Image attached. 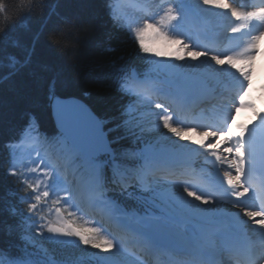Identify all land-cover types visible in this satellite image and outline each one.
Here are the masks:
<instances>
[{
    "label": "snow or ice",
    "instance_id": "1",
    "mask_svg": "<svg viewBox=\"0 0 264 264\" xmlns=\"http://www.w3.org/2000/svg\"><path fill=\"white\" fill-rule=\"evenodd\" d=\"M185 4L186 0H175L167 9L158 24L162 32L167 34L172 22L190 21ZM106 5L111 10L109 0ZM54 14L62 18L58 11ZM50 20L51 16L44 21L22 59L12 52L4 55L7 45L0 40L6 45L0 47V69H9L0 75V84L25 68L46 80V100L55 122L53 134L40 133L36 116L25 111L19 126L0 144L6 153L0 156V169L14 182L0 194V264H68L50 258L41 247L45 243L81 247L97 258L96 264H150L148 255L155 252L179 255L176 264H264V224L259 223L264 218L253 215L264 208L256 204L251 210L235 211L237 201L230 214H225L214 197L197 191L191 182L174 183L156 174L175 165L174 153L183 146L181 138L172 135L171 125L180 123L181 111L193 99L209 91L200 76L178 70L185 63L197 64L201 57L156 49H149L155 53L149 55L137 45L140 57L154 68L169 69V79L160 81L148 72H126L117 62L122 57L113 56L116 49L109 46L105 70L95 77V83L122 102L117 116H108L86 102L91 90L66 95L61 70L35 59L40 33ZM11 47L23 45L16 39ZM185 47L193 45L189 42ZM153 97H163L164 102ZM246 128L235 149L243 158L245 174L257 150L264 153V115ZM26 133L33 134L39 146L21 158L12 145L19 144ZM37 190L48 197L63 196L60 203L66 210L46 225L32 203L33 197L39 199ZM85 197L88 205L102 207L122 231L131 234L134 245L143 251L136 254L135 247L128 251L102 219L86 213Z\"/></svg>",
    "mask_w": 264,
    "mask_h": 264
},
{
    "label": "trees",
    "instance_id": "2",
    "mask_svg": "<svg viewBox=\"0 0 264 264\" xmlns=\"http://www.w3.org/2000/svg\"><path fill=\"white\" fill-rule=\"evenodd\" d=\"M54 10L62 18H57ZM49 16L51 20L40 33L35 59L61 70V79L67 83V87L62 89L66 95L79 96L82 91L89 89L93 94L86 102L91 107L105 115L117 116L122 101L117 99L114 92L98 87L95 83V77L105 70L108 61L106 49L109 46L115 47L116 52L112 55L122 57L117 62L124 65L126 72L134 69L141 75L145 72L154 75V70L151 64L140 57L137 52L139 44L123 28L120 17L109 9L106 0H0V40L7 45L4 55L12 52L22 59L33 37L40 32ZM53 34L59 35L64 43L54 44L50 39ZM16 39L23 47H11L12 40ZM6 45L0 44V47ZM139 48L148 52L141 45ZM148 54L154 55L152 52ZM7 71V67L0 69V75ZM46 92V80L30 75L28 68L21 69L17 75L0 84V144L19 126L21 114L25 111L33 113L43 128L52 127ZM41 113H44L46 121L41 119ZM4 155L6 153L0 147V156ZM2 163L6 168L7 163ZM13 183L0 169V194L11 188ZM20 194H24L23 189H20ZM32 203L37 205V217L45 225L48 221H54L61 210H66L56 197H33ZM44 245L48 256L58 260L66 261L68 257L88 253L72 244Z\"/></svg>",
    "mask_w": 264,
    "mask_h": 264
},
{
    "label": "bare ground",
    "instance_id": "3",
    "mask_svg": "<svg viewBox=\"0 0 264 264\" xmlns=\"http://www.w3.org/2000/svg\"><path fill=\"white\" fill-rule=\"evenodd\" d=\"M147 1L148 0H136L137 5L140 6H135V8H126V11L124 13L128 19L129 17L131 18V21L129 23L130 32L133 33V35H135L139 39L147 36L149 34L148 32L149 31L152 32L153 29V27L150 28L149 25L147 26L144 24H147V22L149 21H153L154 17L152 16V12L156 10L157 7L155 5L156 1L150 0L151 6L146 5ZM187 1L191 5V7L195 11H197L198 14L201 16L202 18L201 20L203 21L204 25L207 27L208 30L216 29L217 33L222 29L223 30L225 29V31L230 30L229 34L231 35V37L235 36L233 38H237V37L242 38L243 43L238 48L232 49L228 47V45H226L222 47L225 50L224 52H226L230 56H243L242 58H246V59L251 57V59L253 60L255 57L258 56V52H257L258 41L264 37V9H260V8L257 9L254 8L255 7L254 5H251L250 7H248L247 10L246 8H243V6L247 7L245 3H238V4L235 3L234 5L232 3L231 5H228L227 3H224L222 0H186V2ZM235 6H239L238 9ZM145 17L148 18L147 19L148 21L144 20ZM139 25L140 27L142 25L144 27L141 29L138 27ZM160 38L161 36L159 38L156 37V42H158V45L156 43L155 44L159 46V48L163 52L164 51L166 52V50L172 48V46L169 45V42L167 40L165 41L163 37L161 39ZM187 51L189 52L188 55L200 56L201 57L200 62H202V60L206 58L202 54H199L195 51L190 52L189 49H187ZM175 54L177 56L180 55V53H175ZM184 54L185 53H183V55ZM200 62H198V65L200 64ZM223 65L224 67L221 68V70L224 71L222 72L223 77L217 80L216 82L210 84V89L212 88V86H214L215 83H217L219 89L225 88L227 90L230 87H237L241 83V81L245 82L244 80H248L250 78L256 77L257 75L256 64L255 63L253 64V62L250 61H247L246 64L244 63L243 66L234 67L232 71H229V67H227L228 65L227 61L224 60ZM181 69H183L182 73L184 74H187L188 71L194 70V68L193 69L181 68ZM246 73H248V76L244 75ZM211 74H209V72L203 71L197 73L196 75L204 76L205 80H209V82H211L210 79L212 80L213 77V75ZM216 77L218 76L214 75L215 80ZM207 135H209L208 139L213 137V134H207ZM235 187H241V186H237V185L234 186L230 184L229 181H227L224 183L223 189L226 191H232V189H235ZM245 195L249 196L248 194ZM253 206L254 204H252L251 202L241 204L242 208L247 207L250 210L253 208ZM254 213L255 212H253V215H255ZM98 217L101 218V216Z\"/></svg>",
    "mask_w": 264,
    "mask_h": 264
},
{
    "label": "rangeland",
    "instance_id": "4",
    "mask_svg": "<svg viewBox=\"0 0 264 264\" xmlns=\"http://www.w3.org/2000/svg\"><path fill=\"white\" fill-rule=\"evenodd\" d=\"M187 4H189L188 1H187ZM160 13H162V12H159L158 13L159 15L153 21H149V22H147V24H144L147 26L149 25L150 28L153 27V29H152V32L151 31L148 32L149 33L148 37H147L148 41L141 40V42L146 43L150 48L156 49V51H158V52H163L159 48V46H157L158 42H156V37L159 38L161 36V38L163 37L165 39V41L167 40L169 42V45L172 46V48L169 50H166V52L169 51V52H174V53H180V55L185 53L184 55L187 56L189 53L187 51V49H189V47H185V45L189 43V39L184 34L183 35L181 34L180 23L172 22V24L170 26V31L166 34L165 32H162L160 30V28L158 27L160 18L163 15H165L166 12H163L162 14H160ZM128 20H130V19H128ZM138 27L143 28L144 26L142 25L140 27V25H139ZM178 31H179V33H178ZM154 35H156V36H154ZM181 39L183 40L182 44L179 43V41ZM175 40H177V41H175ZM176 45H178L180 47H178ZM223 52H224V50L221 49L218 52L212 53L210 55H204V56H206V58L204 60H202V62L199 61L200 62L199 65H198V63L195 65H193L191 63H185V64L179 66L178 70L180 72H183V69H181V68H189V69L194 68V70L187 72L186 75H190V76L196 75L197 73L203 72V71L209 72V74L212 73L211 75H213V77H212V80L210 79L211 82H209V80H205L204 76H200L202 79H204L207 82V85H210V84H212V82L214 83L215 81H217L223 77L222 72H224V71H222L221 68L224 67V65H223L224 60L227 61V63H228L227 67H229V71H232V69L236 66H238V67L243 66L244 63L245 64L247 63V61L253 62V59H251V57L246 59V58H242L243 56H230L226 52H224V53ZM249 59H251V60H249ZM197 65H198V67H197ZM157 71L158 72L169 71V69L163 68V69H157ZM214 75L218 76V77H216V80L214 79ZM244 75L248 76V73H246ZM215 111H220V110L217 109ZM41 117H42L41 119L46 121L44 113H41ZM171 126L174 128L172 135L175 137H180L182 142H183V146L180 147L176 153H174V156H173L174 159H179V160H184V161H189V159H192L193 162L198 161L197 172L201 173L200 175H201V178H203V179L213 175L212 174L213 168L218 167V168H220V171L215 172L214 175L216 177H218L219 179L222 180L223 178H225L228 175L232 180H235V179L237 180V178L235 176V172H236L235 171V165L232 163L233 158H232L231 154L229 153V148H228L226 142L222 139V137L224 136V134L222 133L223 130H222V132L221 131L215 132L216 135H214L212 138L208 139V137H209V135H207L208 132L203 131L204 129H197L194 127H187V128L179 127V126L176 127L175 125H171ZM201 141H204V143H201ZM221 141H222V143H220ZM25 144H26V146L22 145L21 158L32 147H34V146L38 147L39 146L37 143H35L33 146H32V143H25ZM195 148L199 149L198 154L193 153ZM214 164H216V166ZM233 171H234V173H233ZM207 173H209V174H207ZM204 174H206V176ZM172 182L176 183L175 181H172ZM38 192L39 191L37 190V194H38ZM230 196L236 197L235 194H230ZM85 200H87V198ZM249 200L250 199H248L247 202H249ZM238 208H239V210L242 209L241 206L236 207L235 209H238ZM253 212H255V211H253ZM254 214L256 215L257 213H254ZM259 223L264 224V219H262ZM81 258L82 257H78L77 261L79 262L81 260ZM87 259H90L94 263H96L97 258L91 255V256H88Z\"/></svg>",
    "mask_w": 264,
    "mask_h": 264
},
{
    "label": "clouds",
    "instance_id": "5",
    "mask_svg": "<svg viewBox=\"0 0 264 264\" xmlns=\"http://www.w3.org/2000/svg\"><path fill=\"white\" fill-rule=\"evenodd\" d=\"M29 2H31V0H29ZM50 39L52 40V42L54 44H61V43H64L62 40H61V37L59 35H56V34H53L52 36H50Z\"/></svg>",
    "mask_w": 264,
    "mask_h": 264
},
{
    "label": "water",
    "instance_id": "6",
    "mask_svg": "<svg viewBox=\"0 0 264 264\" xmlns=\"http://www.w3.org/2000/svg\"><path fill=\"white\" fill-rule=\"evenodd\" d=\"M50 117H51V119H52V122H53V124H54V127H55V122H54V118H53V116H52V114H51V111H50Z\"/></svg>",
    "mask_w": 264,
    "mask_h": 264
}]
</instances>
